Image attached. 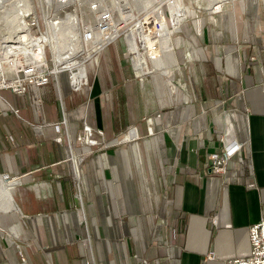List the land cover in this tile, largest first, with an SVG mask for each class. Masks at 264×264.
I'll list each match as a JSON object with an SVG mask.
<instances>
[{
    "label": "crops",
    "instance_id": "0c3cea01",
    "mask_svg": "<svg viewBox=\"0 0 264 264\" xmlns=\"http://www.w3.org/2000/svg\"><path fill=\"white\" fill-rule=\"evenodd\" d=\"M238 5L212 19L216 28L204 18L185 23L189 41L179 37L176 47L189 46L191 77L177 54L170 73L132 75L114 41L73 87L59 75L24 95L0 92V171L20 187L39 242L55 247L54 264L66 256L72 264H225L250 255V227L264 218V0ZM92 130L117 149L78 143ZM225 144L240 148L227 173L212 176L209 156ZM47 210L46 222L32 216ZM45 226L58 228L51 241Z\"/></svg>",
    "mask_w": 264,
    "mask_h": 264
},
{
    "label": "rangeland",
    "instance_id": "374dc122",
    "mask_svg": "<svg viewBox=\"0 0 264 264\" xmlns=\"http://www.w3.org/2000/svg\"><path fill=\"white\" fill-rule=\"evenodd\" d=\"M5 5L0 6V40L7 35V30L12 22V19L15 17L16 12L18 11L17 8H22L24 11L32 12L31 15H27L24 19V23L27 27L30 28L31 34L33 37L39 39L43 37L47 32L48 29L51 31V35L54 33L52 28H48L47 26V19H60L62 22H66V20L76 19L78 25L80 26L82 23L85 22L90 24L89 26H94L96 20V14L89 12L87 9H77L74 12H70L71 14L68 15L67 18L64 19V15L58 12L60 9L59 7L55 6V0H24L21 3H18V0H4ZM101 4L105 7L109 12V21L107 24V29L101 31L99 26L97 27L98 33H95L94 39L85 38L82 36L83 45H84V52L83 54L77 55V58L80 60H86L83 65H79L75 70H64L62 69L58 76L54 74V61L52 57V52L50 47L46 48V57H47V65L44 69H38V71H46L47 69L52 72L51 78L54 76L59 77V75H66V76H74L78 78L80 76H89L93 70L95 69L99 54L106 42L115 41L120 44L121 47V54L124 58L123 64L125 65V70L131 72L132 75L136 76V72L134 68L140 71L141 74L150 73L151 71L157 72H164L167 70L168 65L175 66L176 59L181 63V67L185 76L191 77L190 73V61L185 59V56L190 51L189 46H179L177 42L179 41V37L184 39L186 42L189 41L186 37V34L183 30L185 23H188L189 26H193V21L198 18H204L208 25L209 29L216 28L213 24L212 19H219V13L214 15L211 14L209 10L210 1L209 0H168L163 5V14L164 18L160 14V5L163 0H101ZM217 1V0H216ZM240 0H226L221 12L230 11L232 9L235 12H239V3ZM234 4H236L234 6ZM174 5V6H173ZM234 6V7H233ZM233 7V8H232ZM149 8H154L151 12H146ZM161 8V9H162ZM231 10V11H232ZM210 11V12H209ZM176 12V13H175ZM220 12V13H221ZM153 18L157 24V29H154L153 32L149 33L152 42L159 41L160 44V53L163 57L162 63H159L161 70L156 68L157 63L155 64L154 58L147 53V49L144 47L142 37L144 31V24L150 19ZM214 19V20H215ZM194 21V22H195ZM94 24L92 25V23ZM131 28L135 34V39L137 43V49L140 54V60L133 56L131 52V48L126 41L125 33L127 30ZM70 34H74L75 32L71 29L69 30ZM148 34V33H147ZM148 34V35H149ZM117 38H121L120 40ZM47 43V42H46ZM122 44V45H121ZM211 46V45H210ZM212 48V47H211ZM176 49V50H175ZM37 51V50H36ZM35 51V52H36ZM176 51V53H175ZM177 54V58H176ZM129 58H128V57ZM0 63H1V55H0ZM74 63V61H73ZM179 63V62H178ZM165 65V66H164ZM184 65V66H183ZM134 66V67H133ZM164 67V68H163ZM166 69V70H165ZM172 68L169 69V72ZM176 69V66L174 67ZM178 69V68H177ZM4 76L8 80V85L11 86L14 81L16 82L18 79L16 72L11 73L9 69L6 67ZM179 70V69H178ZM22 71V70H21ZM19 71V72H21ZM18 72V76H19ZM25 72V71H23ZM30 72H34L30 70ZM197 73L200 74L201 72L198 71ZM26 74V72H25ZM24 73H21V77H23ZM176 75H179V72H176ZM179 77V76H178ZM81 78V77H80ZM139 78V77H138ZM13 79V80H12ZM140 79V78H139ZM74 80V78H73ZM77 80V79H76ZM87 80H84L83 84L87 83ZM141 80V79H140ZM20 81L21 78H20ZM74 86V84L72 83ZM72 86V87H73ZM92 87V85H89ZM195 85L189 83V91L195 89ZM4 90H11V89H4ZM2 92V90H0ZM7 94V93H5ZM18 112V111H16ZM133 127L128 128L121 134L117 139H121L124 135ZM90 136L87 135V132L84 134L79 135L76 139L78 143L83 144L84 146H88L86 141L94 142L95 144L91 145L92 149L96 153H101L103 150H107L109 153H113L117 148L113 146H108L111 143V138H105L103 131L92 130ZM130 137V136H127ZM126 137V138H127ZM223 139V138H221ZM125 148L128 146L127 143L121 145ZM120 147V146H119ZM0 174L4 176L5 179H8L9 182V189L11 198L14 204L21 208L20 198H19V188L16 187L15 183L9 181V176H5L1 171ZM73 186L77 196L78 201V208L80 207V200L78 198V183L75 178V174L73 172ZM15 194V195H14ZM78 194V195H77ZM23 213V212H22ZM53 211H38L36 214L32 215L33 217L43 219L45 222L47 220L45 215H53ZM24 214V213H23ZM39 215V216H38ZM46 219V220H45ZM16 225H19L16 227ZM46 235L49 241H51V236L54 231H58V228L53 226H45ZM44 228H41L43 231ZM17 231V233H15ZM15 234H17L15 237ZM38 225L35 220L27 222L24 216H20L19 213L15 210L9 211L8 213H4V211H0V264H31L29 256L33 254L32 252H36V250H41L40 254L37 258L33 259L34 264H54L52 254L53 249L55 247L51 246V242H47L49 246L48 249L44 248L39 242L38 239ZM85 240V239H83ZM86 241V240H85ZM87 244V242H86ZM51 256V257H50ZM50 257V258H49ZM52 258V259H51ZM89 258H85L87 262ZM91 263V261H89ZM61 264H72L71 259L66 256V259L61 260Z\"/></svg>",
    "mask_w": 264,
    "mask_h": 264
},
{
    "label": "bare ground",
    "instance_id": "6f19581e",
    "mask_svg": "<svg viewBox=\"0 0 264 264\" xmlns=\"http://www.w3.org/2000/svg\"><path fill=\"white\" fill-rule=\"evenodd\" d=\"M24 0H18V3ZM168 0H163L160 5V14L164 18L163 5ZM198 1V0H196ZM209 10L212 14H218L221 12L226 0H209ZM5 1L0 0V6H4ZM174 6V5H173ZM162 8V9H161ZM154 8H149L146 12H151ZM15 17L12 19L10 26L7 30V35L0 40L1 49V63H0V88L8 85V80L2 79V75L5 74L6 67L11 73L16 72L17 81L10 84L12 87H16L22 83L18 76L19 71H25L27 75L31 74L30 70L36 71L38 69H44L47 65L46 48L49 46L52 52V59L54 61V74H59L62 69L75 70L79 65H83L86 60H80L77 55H82L84 52V45L82 35L78 34V22L76 19L66 20L62 22L60 19L46 20L48 28H52L54 33L51 35V31L41 38L37 39L31 34V30L24 23L25 17L31 15L32 12L24 11L22 8H17ZM209 11V12H210ZM176 13V12H175ZM73 30L75 33L72 35L69 30ZM157 29V24L153 18H150L144 24V31L142 41L144 47L148 50L147 53L154 58L156 68L158 69L162 63L163 57L160 53V42L153 41L150 38L149 33ZM149 35H148V34ZM126 41L128 42L131 52L134 57L140 60V54L137 49V43L135 34L131 28L125 33ZM47 42V43H46ZM37 50V51H36ZM36 51V52H35ZM74 61V63H73ZM165 66V65H164ZM164 68V67H163ZM161 70V67L159 68ZM13 80V79H12ZM135 136L125 138L126 140L134 139ZM124 139V140H125ZM89 143V141H86ZM8 179H5L0 174V211L8 213L14 210ZM10 181V180H9Z\"/></svg>",
    "mask_w": 264,
    "mask_h": 264
},
{
    "label": "built area",
    "instance_id": "2783aa9c",
    "mask_svg": "<svg viewBox=\"0 0 264 264\" xmlns=\"http://www.w3.org/2000/svg\"><path fill=\"white\" fill-rule=\"evenodd\" d=\"M136 1V0H133ZM101 0H55V6L59 7V13L61 12L67 18L70 15V12H74L77 9L88 10L89 12L96 14V20L94 26H89L88 23H82L78 26V34L84 36L85 38L94 39L95 33H98L97 27L99 26L101 31L107 29V24L109 21V12L101 4ZM121 38H117V40ZM114 43V41L106 42L104 44V50L108 45ZM101 50V51H102ZM21 73H24L21 77ZM52 72L48 69L46 71H34L31 74L27 75L25 72H19V77L22 80V83L16 87L6 86L0 88V90L11 89L14 94L24 95L29 86H44L50 82ZM5 76L2 75V79L5 81ZM71 86L73 83L72 76H69ZM88 84H83L79 89L73 88V90H80ZM18 113V112H16ZM240 146H227L225 144L224 152L222 154H211L209 156V165H210V174L212 176H221L227 173L228 162L230 158L239 150ZM251 252L250 255L246 258H239L234 260H229L225 264H264V218L261 219L256 224H253L249 230ZM208 259L211 260V257L208 256Z\"/></svg>",
    "mask_w": 264,
    "mask_h": 264
},
{
    "label": "water",
    "instance_id": "95a60500",
    "mask_svg": "<svg viewBox=\"0 0 264 264\" xmlns=\"http://www.w3.org/2000/svg\"><path fill=\"white\" fill-rule=\"evenodd\" d=\"M4 177V176H3ZM15 202V201H14ZM14 210L17 211L19 213L20 216H22V211L20 210V208L17 206V204L15 203L14 205Z\"/></svg>",
    "mask_w": 264,
    "mask_h": 264
}]
</instances>
